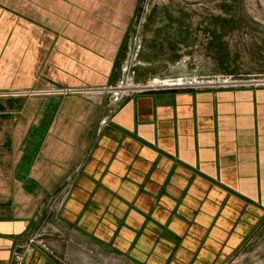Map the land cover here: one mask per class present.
Segmentation results:
<instances>
[{
	"label": "crops",
	"instance_id": "obj_1",
	"mask_svg": "<svg viewBox=\"0 0 264 264\" xmlns=\"http://www.w3.org/2000/svg\"><path fill=\"white\" fill-rule=\"evenodd\" d=\"M32 1L0 0V42L24 28L41 52L18 76L0 67V264L17 253L23 264H68L28 245L34 204L64 186L59 220L106 255L226 264L264 221V87L138 92L119 102L110 92L5 95L123 78L136 7L40 0L43 32Z\"/></svg>",
	"mask_w": 264,
	"mask_h": 264
},
{
	"label": "rangeland",
	"instance_id": "obj_2",
	"mask_svg": "<svg viewBox=\"0 0 264 264\" xmlns=\"http://www.w3.org/2000/svg\"><path fill=\"white\" fill-rule=\"evenodd\" d=\"M39 1L31 3L32 22L46 32L47 27L41 25ZM107 1L123 2L127 8L136 7L123 66L131 65L136 85H146L157 79L156 89L159 90L264 87V0ZM20 15L23 16V11ZM29 32L35 35L41 30ZM16 33V38L11 34L0 42V67L4 71H12L14 76L27 66L39 65L41 61V52H37L34 42L23 38L24 28ZM215 80L243 85L218 87L208 83ZM178 82L191 85L161 87L163 83ZM100 88L82 92L93 93ZM59 89L37 87L8 90L3 94L31 92L34 95L29 96H50L55 94L41 92ZM69 190L70 186L59 187L44 201L34 204L37 216L28 241L29 247L37 246L68 264H126L114 255L97 250L91 242L80 240L59 220L58 212ZM22 257L24 259L23 254ZM226 264H264V221Z\"/></svg>",
	"mask_w": 264,
	"mask_h": 264
},
{
	"label": "built area",
	"instance_id": "obj_3",
	"mask_svg": "<svg viewBox=\"0 0 264 264\" xmlns=\"http://www.w3.org/2000/svg\"><path fill=\"white\" fill-rule=\"evenodd\" d=\"M123 72L125 73V77L120 81V83L117 86H111V87H106V88H100V89H95V93H103V92H110L115 101L119 102L121 101L126 94H129L131 92H139L143 91L146 89H156V87H151V83L142 85V84H135L133 81V74L135 73L132 71L131 65H127L123 68ZM132 73V74H131ZM212 83H209L210 85H217L218 87H231L234 85H243V83L239 82H230V81H225V80H215V81H210ZM93 91V90H92ZM75 92H80V90H71V89H59L55 91H42L41 94H57V95H63V94H69V93H75ZM82 92V91H81ZM34 95V93H22L19 95ZM40 94V93H39ZM14 264H23V257L22 254L17 253L16 254V262Z\"/></svg>",
	"mask_w": 264,
	"mask_h": 264
},
{
	"label": "water",
	"instance_id": "obj_4",
	"mask_svg": "<svg viewBox=\"0 0 264 264\" xmlns=\"http://www.w3.org/2000/svg\"><path fill=\"white\" fill-rule=\"evenodd\" d=\"M180 91V89H175V88H167L165 90H159V89H146L143 91H140L141 93H160V92H178ZM132 93H129L128 95H130Z\"/></svg>",
	"mask_w": 264,
	"mask_h": 264
},
{
	"label": "bare ground",
	"instance_id": "obj_5",
	"mask_svg": "<svg viewBox=\"0 0 264 264\" xmlns=\"http://www.w3.org/2000/svg\"><path fill=\"white\" fill-rule=\"evenodd\" d=\"M208 83H212V82H208ZM156 84H158V80L156 79V81L151 82V87H158ZM176 85H191V84H187V82H178V83H173V84H169V83H163V86L161 87H167V86H176Z\"/></svg>",
	"mask_w": 264,
	"mask_h": 264
}]
</instances>
